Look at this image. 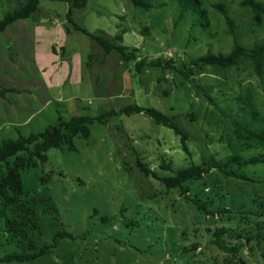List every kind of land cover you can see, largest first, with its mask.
<instances>
[{"label":"rangeland","instance_id":"obj_1","mask_svg":"<svg viewBox=\"0 0 264 264\" xmlns=\"http://www.w3.org/2000/svg\"><path fill=\"white\" fill-rule=\"evenodd\" d=\"M25 1L0 0V20ZM180 1L150 0L154 6L145 10L130 0H88L84 8L74 9L73 21L81 28L111 40L122 34L133 60H124L116 51L105 53L76 30L68 21L65 2L41 1L37 13L21 20L25 26L44 27L49 38H54L57 24L62 28L67 45L58 52L76 55L82 83L65 88L64 101L56 98L25 127L1 129L0 145L20 134L42 133L59 117L102 121L88 126L89 138L74 137L75 151L67 145L50 149L46 161L22 172L23 214L33 211L38 223L25 241L8 230L6 221L19 211L6 207L1 198L0 258L45 248L47 252L23 263L0 264H241L244 259V264H264V78L248 60L225 69L193 65L208 52L232 51L226 16L242 46L251 49L264 42V15L258 20L243 0H199L206 13L190 7L180 17ZM256 1L264 6V0ZM12 32L0 37L8 50L14 43ZM31 34L19 32L28 45ZM45 48L41 42L42 55ZM23 55L11 64L29 67L31 50ZM135 105L169 117L187 134L189 153L174 130L144 113H122ZM237 122L247 128L237 132ZM237 154L243 163L253 162L232 167L247 180L211 172L185 184L188 196L145 175L135 163L138 155L147 168L167 177L191 164ZM3 171L5 164H0ZM198 196H211L230 209L218 217L206 216L192 203ZM217 231L229 248L239 246V252L218 249Z\"/></svg>","mask_w":264,"mask_h":264},{"label":"trees","instance_id":"obj_2","mask_svg":"<svg viewBox=\"0 0 264 264\" xmlns=\"http://www.w3.org/2000/svg\"><path fill=\"white\" fill-rule=\"evenodd\" d=\"M44 0H26L12 13H8L0 20V34L3 33L11 24L18 20L30 19L35 13L40 9V3ZM51 1H61L69 5V10L67 13L68 21L74 26V28L86 36H88L92 41L99 44L105 51L109 54L113 51L118 52L124 60L136 59L133 53H129L127 47H125L123 42V35H117L111 40L106 35L93 34L84 28L78 26L72 18L74 9L84 8L88 0H51ZM131 3L138 8H143L145 10H150L153 8L154 4L150 0H130ZM243 5L249 7L256 14L257 19L264 15V6L257 2L256 0H243ZM197 7L201 9V2L199 0H181L179 3V8L182 9L180 17H183L188 9ZM206 13V12H205ZM227 22L230 25L231 33L233 36L234 47L232 51L225 54H213L208 52L197 58L193 65L196 69H202L204 67H216V68H230L237 66L241 61L248 60L252 63L256 75L260 78H264V42L256 44L253 48L247 49L242 46L233 29V22L228 16H226ZM15 91L12 89H3L0 87V92L4 95L6 92ZM207 98L211 104H213L212 98L207 95ZM123 114L131 115L133 113H144L148 117L154 120L158 125H163L174 130L176 135L181 137L182 147L186 153H189L188 147L186 145L187 134H185L169 117L161 113L154 108H146L139 105L128 106L123 108ZM95 120L102 121V117L92 118L88 116H74L69 120H64L59 117L58 122L55 125L48 126L44 132L37 134H30L24 136L22 134L15 140H5L0 145V164H5V171L0 173V200L4 201L6 207L14 206L19 214L15 218L8 219L6 225L8 230L12 233L14 232L16 236L20 237L22 241L28 238V231L38 228L37 220L35 218L34 212L26 210L23 214V202L22 198L25 196V192L22 184V172L37 167L38 163L46 161V153L50 149H62L64 146H68L70 151H75L76 148L73 143V139L76 136H81L85 139L90 136L89 125L93 124ZM239 130H245L247 127L241 122H237ZM251 133V130H246ZM35 146L34 150L31 151L30 148ZM24 153L22 156L19 154ZM16 157L14 164L9 163V159ZM241 157L239 154L235 156H230L225 160H215L213 158L212 163L203 164H191L190 166L177 170L175 174L167 177H160L154 171L147 168L141 161L138 155H135V163L138 169L149 176L152 175L154 178L160 180L168 189H178L184 196H188L189 190L185 186L186 183L190 181L202 180L207 174L211 172H219L225 176L246 179L242 175L235 173L232 167L238 168L242 165ZM253 163L251 160L249 162H244L243 164L249 165ZM229 169V170H228ZM239 169V168H238ZM232 170V171H230ZM225 197V196H223ZM215 198H219L215 196ZM209 200V201H207ZM218 200H221L220 198ZM192 203L196 206L199 213H203L206 216H213L220 213H225L229 211L226 205L218 204L211 196H205V198L198 196L192 199ZM222 205L224 207H222ZM217 211V212H213ZM222 232V230H220ZM214 244L218 249L225 253H237L240 247L229 248L223 240L220 239L218 231L214 236ZM33 245V244H31ZM47 252V249H42L40 253H21V254H11L3 258H0V263H11L19 262L23 263L32 259H35ZM242 258V256H241ZM244 259V258H243ZM241 264L246 263V260H242Z\"/></svg>","mask_w":264,"mask_h":264},{"label":"crops","instance_id":"obj_3","mask_svg":"<svg viewBox=\"0 0 264 264\" xmlns=\"http://www.w3.org/2000/svg\"><path fill=\"white\" fill-rule=\"evenodd\" d=\"M18 23H21V20L14 22L0 34L1 37L11 29L14 36L11 39L14 43L9 50L0 39V87L15 90L4 95L0 92V130L5 127H25L56 101V98L60 102L64 101L65 88L78 87L82 83V71H76V55L69 56L66 52H58L67 45L64 32L58 24L52 35L54 38H49L50 33L47 34L44 27L38 24L25 26V22ZM24 30L33 33L29 45L27 39L19 35V32ZM43 37L47 41H44ZM41 42L46 43L44 55L41 52ZM28 49L31 50L32 57L29 67L21 69L11 64L15 56H24L23 53ZM13 51L15 55L11 56ZM68 59L72 62L71 70ZM55 90L56 94H53Z\"/></svg>","mask_w":264,"mask_h":264}]
</instances>
